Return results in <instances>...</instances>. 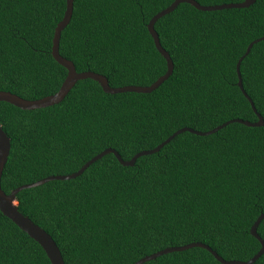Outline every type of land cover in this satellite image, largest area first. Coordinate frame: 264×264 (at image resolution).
<instances>
[{
	"label": "trees",
	"instance_id": "obj_1",
	"mask_svg": "<svg viewBox=\"0 0 264 264\" xmlns=\"http://www.w3.org/2000/svg\"><path fill=\"white\" fill-rule=\"evenodd\" d=\"M175 0H74L60 54L77 72L110 86H150L167 71L148 23ZM201 5L243 0H196ZM67 0H0V91L27 100L57 93L67 70L52 55ZM174 62L152 93L109 94L78 81L59 104L22 110L0 102L11 139L2 189L69 175L108 148L129 161L188 127L207 132L258 117L238 86L237 63L264 37V0L202 11L188 3L155 23ZM246 93L264 118V39L241 62ZM17 205L49 233L65 264H135L199 242L226 261L262 248L251 228L264 213V125L231 123L208 136L184 132L159 152L123 166L108 154L70 180L21 190ZM264 240V219L258 226ZM0 264H51L43 248L0 211ZM144 264H222L207 249L172 252ZM264 264V254L254 263Z\"/></svg>",
	"mask_w": 264,
	"mask_h": 264
},
{
	"label": "water",
	"instance_id": "obj_2",
	"mask_svg": "<svg viewBox=\"0 0 264 264\" xmlns=\"http://www.w3.org/2000/svg\"><path fill=\"white\" fill-rule=\"evenodd\" d=\"M255 2L256 0H243V2H240V3L204 6V5H201L199 2H197L196 0H175L169 7H167L166 9L156 14L147 25L149 32L154 39V43H155L157 50L160 52V54L165 58L167 62L166 73L162 75L161 77H159L150 86L130 85V86H124V87H119V88H113L110 86L108 79L101 74L91 72V71L77 72L75 64L60 54L61 34L63 30L70 23L72 15H73V10H74V0H67L66 11H65L63 19L61 20V22H59V24L57 25L55 29L53 45H52V55L54 59L60 65H62L68 72L67 77L65 81L63 82L60 90L53 95L46 96L44 98L37 99V100H27L11 92L0 91V102L10 103L22 110H35V109L50 107V106H53V105H56L62 102L64 98L68 95V93L72 90V88L75 86V84L78 81L84 80V79H92L98 82L100 86L102 87V89L104 90V92L109 93V94H118V93H126V92H135V93H144V94L152 93L154 90L159 88L173 74V71H174V62L171 59L170 54L163 48L160 42L159 35L157 31L155 30V23L160 18L173 12L182 3L191 4L196 9L202 10V11H217V10L232 9V8H246L254 4ZM263 39L264 37L252 42L248 46L244 56L241 57L237 63L238 86L241 89L244 96L249 100L254 112L257 114V117H258L257 122H249V121H245L242 119H234L226 123H223L222 125L214 128L213 130L207 131V132H199L192 128L185 127V128H182L176 131L173 135H171L168 139H166L162 144H160L156 148L152 150L142 151L136 154L129 161L124 160L119 154V152H117L115 149L108 148L104 150L103 152H101L100 154H98L97 156H95L90 161H88L79 171L75 173H72L69 175H51L41 180H38L36 182H33L31 184L20 186L12 190L11 193L9 194H7L2 189L1 182H2L3 172L5 170L6 164L9 159L10 151H11V139L8 136V134L3 130V128L0 126V211L2 212L4 216L9 218L14 224H16L22 231H24L28 236H30L33 240H35L43 248L51 264H65L62 253L57 243L53 239V237L49 233H47L42 227L34 223L29 217H27L22 212H20L18 205H17V194L23 189L41 186L49 181L74 179L80 176L93 163H95L96 161H98L99 159L103 158L104 156L108 154H114L115 157L118 159V161L123 166H134V164L136 163L139 157L159 152L161 148H163L166 144L170 143L177 135L187 132V131L194 133L196 135L208 136L213 133H216L220 129L226 127L227 125L231 123H235V122L244 124L249 127L263 126L264 118L260 113L257 112V109L252 99L249 97V95L246 93L244 89L243 79H242L241 69H240L242 60L244 59L246 55L249 54L253 45ZM263 219H264V213L261 214L257 218V220L255 221V223L253 224L251 228V235L260 241L262 248L259 250V252L254 257H252L248 261H239V260L226 261L216 251H214L210 246L203 244V243L194 242V243L186 244L180 247L166 248L160 252H157L155 254L146 256L138 260L135 264H144L162 255L172 253V252L187 250L193 247H201V248L207 249L222 264H254L264 254V240L258 234V226L260 225Z\"/></svg>",
	"mask_w": 264,
	"mask_h": 264
}]
</instances>
